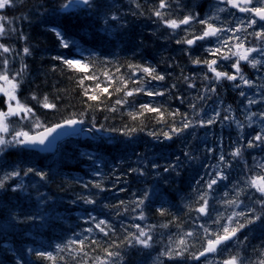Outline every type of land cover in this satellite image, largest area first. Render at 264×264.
Wrapping results in <instances>:
<instances>
[{
    "label": "snow or ice",
    "instance_id": "6c2138e0",
    "mask_svg": "<svg viewBox=\"0 0 264 264\" xmlns=\"http://www.w3.org/2000/svg\"><path fill=\"white\" fill-rule=\"evenodd\" d=\"M132 3L135 5V9L130 11L133 19L120 12L115 0L112 3L107 0H61L50 8L41 4L42 12L29 13L37 15L40 23L49 26L47 30L55 35L59 48L71 53V56L61 53L51 59L78 76L77 86L84 98V110L69 112L58 122L41 120L34 108L21 100L19 92L27 81L29 69L25 61L33 55L34 49L22 30L11 27L14 18L0 15V194L9 191L13 194L7 202L0 198V232L7 236L20 225L38 229L55 227L56 222L62 219L59 213L53 215L56 208L54 198L40 191L60 175L58 168L35 162L29 165L19 156L14 161H6L3 157L10 149L25 156L34 155L37 151L52 150L64 136H88L101 144L105 140L111 143L117 138L109 133L131 137L142 131L146 114H152L157 124L167 128V131L162 128L159 132H148L158 141L175 142L174 137L179 139L196 128L212 126L219 121L222 127L225 122L228 126L235 124L240 134L228 152L222 148V138L217 141L219 150L205 146V157H211L215 163L206 166L205 175L197 173L199 179L192 186L194 199L183 202L186 210L183 217L172 212L175 205L166 198L167 190L161 187V184H169V177L181 176L184 163L181 156L161 152L156 159H151L136 153V167L129 165L123 175L135 174L138 179L151 176V183L145 182L127 201L121 199L117 204H102L97 208L101 194L106 191L103 179L84 182L81 188L89 190L90 194L78 195L70 203L83 201L93 206L91 212L85 210L84 224L89 226L80 232L73 231L63 243L56 244V254L30 246L26 251L50 264H125L127 250L132 249L141 253L147 250L151 264H264V155L256 157L248 151L264 153V110H250L252 105L264 104V86L260 87V100L247 97L242 86L251 89L256 84L241 66V62H246V66L253 69L258 66L264 68V0H216L203 16L184 0H153L151 4H147V0L145 4L132 0ZM9 7H15V0H0V10ZM241 13L244 15L240 16ZM145 14L171 37H179L174 39V43L188 56L190 63L204 66L205 70L199 77L195 73L192 76L181 73L178 78L188 89L196 88L197 78L201 80L194 102L188 105L190 113L179 109L169 111L163 105L154 106L152 103H139L137 106L136 97L172 95L173 90L178 91L177 83L153 84V81L166 80V73L158 71L156 65L146 59L144 63H119L110 58L111 53L101 58L93 48L83 47L68 30L73 20L81 24L87 22L89 28L99 27L104 33L98 38L101 44L116 47L128 42L135 25L134 18ZM196 26H199L198 32ZM96 38L93 35V39ZM6 41H23L24 45L17 49ZM143 44V39L135 42V49H141ZM193 46L201 49V55L192 56ZM85 52L88 56L84 55ZM133 55H136L135 50ZM225 64L234 71L221 70ZM51 70L56 71V67ZM224 81L231 82L239 95L245 97L248 106L244 109L246 124L236 118L230 105L223 110L214 109L211 115L205 112L203 102L211 99V94L217 92V84ZM113 96L116 97L113 103L102 107L104 101ZM30 99L44 109L57 110V104L49 102L47 95L38 99L32 93ZM175 99L183 102L182 96ZM197 101L201 102L199 108ZM124 108L132 109L127 115L135 126L105 128L103 123L97 124L95 115L88 119L90 112L103 110L115 114ZM222 111L225 114L222 115ZM256 118L261 127L259 131L253 129L255 135L246 138L244 129L251 128L257 122ZM104 119L107 121L108 117ZM86 121L87 127L84 126ZM122 143L127 146L128 142ZM159 147L164 148L165 145ZM246 153L251 157V163ZM81 155L87 156L93 164L100 159L94 152H82ZM181 155L188 161L197 159L188 150H182ZM92 175L103 176L99 168H94ZM25 177L29 178L28 183H25ZM115 180L119 182L121 177L117 176ZM30 188L36 192L38 203L31 211L25 212L20 201L30 197ZM120 191L126 192L127 189L121 187ZM50 201L53 202L50 204ZM104 209H112L121 220L129 215L132 223L117 226L108 218H100ZM146 209H155L160 221L147 223ZM257 227L261 229L259 236L255 231ZM172 228L176 231L172 232ZM94 234L103 235L95 238ZM253 239H259V249L252 244ZM153 251L156 253L154 257ZM252 254L256 260L252 259ZM14 255V264H32L25 256L24 247L18 248Z\"/></svg>",
    "mask_w": 264,
    "mask_h": 264
},
{
    "label": "trees",
    "instance_id": "16d2710c",
    "mask_svg": "<svg viewBox=\"0 0 264 264\" xmlns=\"http://www.w3.org/2000/svg\"><path fill=\"white\" fill-rule=\"evenodd\" d=\"M115 0L116 5L119 7L120 12L129 16L130 11L135 9V5L132 0ZM61 2V0H15V7H9L0 10V15H3L9 19L14 18V23L11 27H16L29 37L28 43L34 49L33 55L26 58V63L29 65L27 73V81L22 86L19 96L21 100L34 108L37 115L41 120L45 122H58V120L67 115L69 112H79L84 110V98L82 97L81 90L77 86L78 76L71 71L64 70L58 61L51 59V57L59 55L61 53L71 56L69 50L59 48L57 38L54 34L49 32L48 25L39 22L37 15H29V13L42 12L43 9L39 6L41 4L50 8L52 5ZM108 3H112L113 0H107ZM151 4V3H150ZM26 17L22 19L21 17ZM135 25L131 31V36L128 42L121 43L116 47L111 45L101 44L99 37L104 36V33L99 27L89 28L87 22L84 24L78 21H71L69 24V32L75 36L83 47L93 48L97 51L101 58L111 53L110 58L119 63L130 61L133 63H144L145 59L151 64L157 66V70L166 73V80L162 81L163 85H170L177 83L178 91L173 90V94H166L163 98L160 97H147L140 95L136 97V105L139 103H152L154 106L163 105L169 111L179 109L181 112L186 110V103L194 102V98L189 93L186 84L178 80L181 77V73L186 76L193 75V64L186 60L180 51L169 52V56L166 54L163 60L154 59L158 53L159 48L164 49L171 46V41L161 35L155 30L157 25L153 24L151 20L145 16L135 17ZM6 23V22H5ZM6 27H9L6 23ZM162 28V27H159ZM93 35L97 37L93 39ZM143 39L144 44L141 49H135V42ZM11 42L13 47L22 49L23 41H6ZM136 51V55H133V51ZM12 55V54H8ZM88 56V53H84ZM19 61V57H17ZM172 65V67H169ZM18 67V63L16 64ZM56 67V71H52V67ZM157 81H153L155 84ZM163 91L164 88H161ZM111 91V89H110ZM35 93L38 99H42L44 95L49 97V102L57 104V110H49L42 108L37 101L30 99V95ZM185 93L188 97L183 98V102L175 99L176 96H184ZM115 96L104 101L102 107H107L113 103ZM103 99V98H102ZM132 109L124 108L118 110L115 114L97 110L94 113H89L88 119H91L92 115H95L97 124L103 123L105 128H121L123 125L135 126L131 119L128 117L127 112ZM105 116L108 120L105 121ZM139 123V121L137 122ZM85 125L88 126L87 121ZM163 128L160 124H157L152 114H146L143 118V130L137 131L131 137H124L120 133H109L108 135L116 137L117 139L109 143L107 140L101 144L99 140H82V139H69L61 145L60 151L56 155L52 154H39L23 155L16 150H9L8 154L3 157L6 161H14L19 158L26 160L29 165L33 162L43 163L45 165L51 164L53 168H58L60 175L56 176L52 182L46 187H41V192H46L49 196L54 198L56 208L53 212L55 216L59 213L62 216L61 220L56 222L55 227H45L42 229L34 228L31 225H20L17 229L10 231L7 236L0 232V264H14L16 255L14 253L18 248H25V256L32 261V264H50L47 260H41L35 256V254H29L26 251L27 247H33L42 251H52L56 254L55 245L63 243L65 239L72 235V232H80L82 228H86L89 225L84 224V218H86L85 210L91 212L93 206L86 205L83 201H77L76 204H71L70 201L75 199L78 195H89V190L81 188V184L87 181L96 179H103V184L106 189L99 198V203L96 206L100 208L102 204H117L118 200H129L132 198V193L136 192L141 184L145 182L151 183L152 177L138 179L135 174L123 175L127 171L129 165L136 167L137 156L136 153H141L151 159H156L157 155L163 152L165 155L171 156L173 153L177 156H181V160L184 161L179 178L169 177V184H161V187L167 190L166 198L172 201L175 205L172 207V212L176 215L183 217V202L188 199H194L192 196V186L195 179L198 177L197 173L201 172L202 176L205 175L207 164L204 163V171L197 167L194 160L190 161V164L181 155L182 150H188L194 155V150L197 148L196 140L185 148L186 143H179L180 140L163 141L158 140L148 135L150 131L159 132ZM122 141L128 142L127 146ZM165 145L164 148L159 145ZM135 149V151H133ZM82 152H94L100 159L93 164L87 156L81 155ZM248 153L245 155L247 156ZM195 156V155H194ZM249 158V163L251 159ZM56 163H53V162ZM159 163H165L164 160H158ZM195 164V165H192ZM199 166V165H198ZM94 168H99L102 172V177H94L92 171ZM10 170V169H9ZM210 171V169H207ZM120 176L121 180L116 182L115 177ZM76 178H79L77 180ZM38 179V178H35ZM25 183L29 182V178H24ZM33 183L35 180L32 181ZM127 189L126 192H121L120 188ZM95 192L96 190H92ZM30 197L20 201L23 204L25 212L31 211L32 208L38 203L36 198V192L29 189ZM2 201L7 202L13 198V194L9 191L7 193L0 194ZM53 201H50L51 204ZM159 205H157L158 207ZM167 206V205H166ZM180 208L181 211H177ZM149 216L147 223H157L160 218L155 214V209L147 210ZM93 215H98L97 212H92ZM100 218H108L119 226L121 223H132L131 216L125 215L123 219H119L115 216L112 209H104L103 215ZM186 218V217H185ZM143 224L144 222H140ZM79 225L80 227H77ZM167 231V230H165ZM176 229L172 228V232ZM257 236H259L261 229L257 227L255 229ZM103 234H99L95 238L102 237ZM243 239V237H241ZM252 244L259 249V239H253ZM159 247V246H157ZM156 255L155 251L152 252V257ZM125 264H151V260L147 255V250L141 253L135 249L127 250L125 256ZM252 259L256 260L255 254H252Z\"/></svg>",
    "mask_w": 264,
    "mask_h": 264
},
{
    "label": "flooded vegetation",
    "instance_id": "af4514ba",
    "mask_svg": "<svg viewBox=\"0 0 264 264\" xmlns=\"http://www.w3.org/2000/svg\"><path fill=\"white\" fill-rule=\"evenodd\" d=\"M140 3L145 4L146 0H139ZM150 2L152 3L153 0H147V3ZM184 2L187 5H190L195 11L199 12L201 14V16H203L206 12H208L209 8L211 5H214L216 3V0H184ZM210 14V13H209ZM240 16H243L244 14H239ZM196 31H199V26H196ZM181 35H183V33H181ZM179 38L177 37H171V39L173 40V42H171V46H169L173 51H180L182 52V55L186 58L187 61H189V58L187 55L184 54V52L182 51V49L177 46L174 43V39ZM251 40V38H249ZM195 48V51L192 52V56H198L201 55V49L193 46ZM254 56H256V58H259L257 54H253ZM204 57L201 56V59H203ZM190 62V61H189ZM195 67H200V72L195 73L197 77L201 76L203 74L204 66L203 65H195L193 64ZM244 67H248L246 66V62L243 63ZM221 70L224 71H234L232 69H230V66L228 64H225ZM250 71L253 73V75H248V77L250 79H253V81L256 84V87L249 89L247 86H242V90L245 91L246 96L256 99V100H260V87L264 86L263 83V77H264V68H260L259 66L256 69H253L250 67ZM198 80H200L199 78H197ZM196 79V80H197ZM201 81V80H200ZM163 85V83H162ZM217 92L215 93V96L218 99V103L222 106L223 109H226L229 105L232 107V109L234 110V114H241L243 115L244 113V109L243 106L246 104V100L245 97H241L239 95L238 90L234 87L231 86V82H220L217 84ZM247 106V104H246ZM187 109V107H186ZM251 111L253 112H258L260 110H264V104L262 105H252L250 108ZM186 112H189V110H187Z\"/></svg>",
    "mask_w": 264,
    "mask_h": 264
},
{
    "label": "bare ground",
    "instance_id": "6f19581e",
    "mask_svg": "<svg viewBox=\"0 0 264 264\" xmlns=\"http://www.w3.org/2000/svg\"><path fill=\"white\" fill-rule=\"evenodd\" d=\"M155 30L156 31H158L161 35H163L164 37H166L168 40H170L171 42H173V40L171 39V36L169 35V33L168 32H165V30L163 29V28H159V27H157V28H155ZM169 52H172V50H171V48L170 47H167V48H163V47H160L159 48V51H158V53L155 55V58L154 59H157V60H163V57L167 54L168 56H169V54H171V53H169ZM184 96H183V98L184 99H187L188 97L186 96V94L185 93H182ZM191 95L190 93H187V95ZM192 96V98L194 97L193 95H191ZM186 107H187V109L184 111V112H186L187 110H188V103H186ZM233 141L234 140H231V143H233ZM158 142H160V140L158 141Z\"/></svg>",
    "mask_w": 264,
    "mask_h": 264
},
{
    "label": "rangeland",
    "instance_id": "374dc122",
    "mask_svg": "<svg viewBox=\"0 0 264 264\" xmlns=\"http://www.w3.org/2000/svg\"><path fill=\"white\" fill-rule=\"evenodd\" d=\"M263 81H264V77H263ZM254 98V97H253ZM247 104V103H246ZM246 104L243 106V109H245L246 107H248V106H246ZM243 115H244V113H243ZM236 118L237 119H239L240 120V118L239 117H237L236 116ZM256 120H257V122L256 123H254V125H256L257 126V128H259L260 129V127H261V125L259 124V121H258V118H256ZM167 131V130H166ZM199 163H200V160L198 161Z\"/></svg>",
    "mask_w": 264,
    "mask_h": 264
},
{
    "label": "water",
    "instance_id": "95a60500",
    "mask_svg": "<svg viewBox=\"0 0 264 264\" xmlns=\"http://www.w3.org/2000/svg\"><path fill=\"white\" fill-rule=\"evenodd\" d=\"M66 137H68V136H64L61 140H63V139L66 138ZM84 137H85V136H84ZM61 140H59V141H61ZM59 141H58V143H59ZM58 143H57V145H58ZM56 148H57V146H56L55 148H53L52 150H50V151H45V152H54ZM38 152H40V151H38ZM45 152H41V153H45Z\"/></svg>",
    "mask_w": 264,
    "mask_h": 264
}]
</instances>
